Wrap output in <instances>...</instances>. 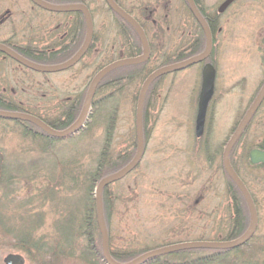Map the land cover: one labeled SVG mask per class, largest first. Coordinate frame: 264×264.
<instances>
[{
  "label": "rangeland",
  "instance_id": "rangeland-1",
  "mask_svg": "<svg viewBox=\"0 0 264 264\" xmlns=\"http://www.w3.org/2000/svg\"><path fill=\"white\" fill-rule=\"evenodd\" d=\"M44 1L54 6L85 2L93 12L95 45L77 65L56 73L31 70L0 56V94L20 107L0 102V111L28 110L53 121L75 97L81 103L102 68L140 54L142 46L105 0ZM119 1L144 25L150 59L104 78L84 131L52 143L38 142L22 123L0 118V162L6 167L0 183L4 225L0 226V264L9 254L23 256L26 264H104L91 254L84 234L87 201L95 198L90 188L101 145L112 123L117 146L136 139L142 86L151 73L175 60L182 30L192 23L184 0ZM200 1L213 15L226 0ZM235 1L215 29L210 62L217 73V103L207 116L211 140L207 132L198 144V155L195 125L204 64L167 74L148 91L145 155L131 174L108 186L111 202L104 207L110 252L123 263L171 245L224 241L232 230L236 207L229 189L234 191L220 161H209L212 137L226 139L231 134L264 82V0ZM18 5L15 0H0V12L7 6L23 13L24 31L16 38L22 46L44 48L65 31L56 28L57 23L74 16L47 11L31 0H18ZM8 30L0 31V39L11 37ZM18 54L43 67L60 66L67 58ZM263 143L264 104L236 153L244 158L246 151ZM241 160L235 164L253 191L259 222L253 238L229 253L223 264H264V172L248 171ZM194 251L185 257L188 261L215 253ZM183 259L171 256L169 262L178 264Z\"/></svg>",
  "mask_w": 264,
  "mask_h": 264
},
{
  "label": "water",
  "instance_id": "water-1",
  "mask_svg": "<svg viewBox=\"0 0 264 264\" xmlns=\"http://www.w3.org/2000/svg\"><path fill=\"white\" fill-rule=\"evenodd\" d=\"M31 1L35 5L47 11H51V12H56V13L81 12L85 16L86 23H87V35H86V40H85L84 45L82 46L80 51L71 60H69L68 62L60 66H55V67H43V66L34 64L28 61L27 59L23 58L16 52L2 45H0V52L12 58L19 64L27 67L28 69L35 70V71L42 72V73L61 72V71L67 70L73 67L74 65H76L79 62V60L87 53L91 45L92 34H93V24H92V20H91V16H90L88 8L83 4L72 5V6H54L43 0H31ZM105 1L107 5L109 6V8L116 15H118L122 20L127 22L135 30L142 44V49H143L142 55L139 57H135V58H127V59L117 61L116 63H113L112 65L101 70L94 77V79L92 80L89 86L87 96H86V99L83 105V109H82V112L78 120L70 128H68L65 131H61V132L55 131L51 129L49 126H47L45 123H43L41 120L37 119L36 117L28 115V114H24V113H8V112L0 111V118L33 124L39 127L42 131H44L45 133H47L53 138H58V139L65 138L70 135L76 134L78 131L84 128L85 124L87 123L89 119L92 100L95 96V93L97 91V88L100 82L107 75H109L111 72L117 69L128 67V66L141 65V64L148 62V60L150 59L151 51H150V46H149L147 36L145 32L143 31V29L140 27L137 21L133 17H131L128 13H126L114 0H105ZM234 2L235 0H226L218 10L219 14L225 13L226 10ZM187 3L190 6L193 15L195 16L196 20L199 22V24L201 25L205 33V39H206L205 50L201 55L196 56L190 60L160 68L156 70L154 73H152L147 78V80L144 82L142 86L140 97L138 100V105H137V113H136V132H137V141H138L137 155L135 159L126 168L104 178L98 184L97 189L95 191V198H96V204H97V220H98L99 229H100L101 238H102V254L107 264H123V263L116 261L110 252L109 232H108V228L106 226L105 217H104L103 193H104V190L108 186H110L111 184L115 182L121 181L128 174H130L141 161L142 154H143V141H144L143 112H144V105H145V100H146L148 91L151 85L157 79L167 74L184 70L188 67H191L193 65H196V64H199V63H202L208 60L213 50V36H212L209 26L207 25L205 19L202 17L200 12L196 8L193 0H187ZM215 80H216L215 67L212 64H206L202 71V87H201V92H200V97H199L198 115H197V120H196L197 137H202L203 132H204L207 110L209 107V103L214 95ZM263 100H264V87L261 90L255 102L253 103V105L251 106V108L248 110L244 119L240 123L234 136L229 142L226 148L225 154H224L225 171L227 175L229 176V178L233 181V183L239 189L240 193L242 194L243 198L246 201V204L250 212V226L248 230L245 232V234L239 237L238 239L231 240V241L188 242V243H181V244L163 247L160 249L146 252L140 255L139 257H137L136 259H134L133 261L126 263V264H147L149 261L154 260L156 258L174 254V253L183 252V251H189V250H201V249L215 250V251L234 250V249H237L247 244L249 240L255 235L257 226H258V218H257V211L255 208V204L245 184L242 182V180L239 178V176L233 169L230 163L229 157H230V153L233 147L239 140L243 131L248 126L252 117L255 115V113L259 109ZM251 161L253 164L264 163V152H261L258 150L252 151ZM4 264H26V261H25V258L21 255L9 254L5 257Z\"/></svg>",
  "mask_w": 264,
  "mask_h": 264
},
{
  "label": "flooded vegetation",
  "instance_id": "flooded-vegetation-1",
  "mask_svg": "<svg viewBox=\"0 0 264 264\" xmlns=\"http://www.w3.org/2000/svg\"><path fill=\"white\" fill-rule=\"evenodd\" d=\"M114 1L126 13H128L131 17H133L132 14L127 9H125L122 6V4L120 3L119 0H114ZM193 2L195 4L196 8L198 9V11L200 12V14L202 15V17L205 19L207 25L210 28L212 36H213V50H212V53H211L210 57L208 58V60L200 63V64H204V66H205L206 64H212L210 62V60L212 59V56H213V54L215 52V44H214L215 36H214V34H215V31H216L215 29L217 27V22L219 21V18L223 17L226 14L228 9L236 1L226 10L225 13L219 14L218 10L221 7V5L225 2L224 1L220 5V7L217 9V12L214 13L213 15H211V13H209L205 8H203L200 0H193ZM15 3H16V7L19 6L18 5V0H15ZM184 3H185V6H186V9L188 10V13H189V15H190V17L192 19V23H191V25H188V26L186 25L185 28L182 27L184 29V31L182 30V33H181L182 34L181 35V39L182 40L180 41V45H179V47H178V49L176 51V58H175V60L171 61L169 66L185 62V61L190 60V59H192V58H194L196 56L201 55L204 52L205 47H206V39H205V46H204L203 50L200 53H197V51H198L197 49H198V45H199L200 33L202 32L204 37H205V33H204L201 25L199 24V22L196 20L195 16L193 15L190 6L187 3V0H184ZM81 4L85 5L88 8V10H89V13H90V16H91V20H92V24H93V34H92L91 45H90L87 53L79 60V62L82 61L83 58H85V56L93 49V47L95 45L96 37H97L96 34H94L93 12L91 11V9H89V6L85 2H82ZM68 14H73L74 16H70V17L64 18L63 21H61L60 23H57V25H56V28L59 27L58 29H60L61 26L64 27L63 29L65 31H63L62 33H59V35L57 37H54V39L51 38L50 39L51 42L48 43L47 45H45L44 48L32 47L31 45L22 46V45L17 43L16 38L17 37L19 38L20 33L22 34L23 31H24V28H23V19H24L23 18V13L21 11H19V10L18 11H14L11 7H7L6 6L5 9L0 12V31H3L4 29H7V28L10 29L8 31L11 32V37L10 38H6V39H0V40H2L0 45L9 48L10 50L16 52L17 54H18V52L29 53V54H33L34 56L39 57V58L40 57H46V58L50 59V58H58V57L66 56L67 57L66 61H65V63H66L69 60H71L80 51V49L82 48V46L85 43L86 35H87V23H86L85 16L81 12H71V13H68ZM135 20L137 21V23L140 25V27L143 29V31L145 32V34L147 36V32H146V29L144 28V25H142V23H140L137 19H135ZM122 21L129 27V29L138 38L135 30L127 22H125L124 20H122ZM67 26H69V27H67ZM82 26H83V28H82ZM63 29H61V30H63ZM28 30H29V32L32 33V31L34 30V27L30 25ZM50 31L53 32V30H50ZM49 33L50 32H48L47 35L48 36H52V34L49 35ZM147 39H148V37H147ZM138 40H139V38H138ZM142 51H141L140 54H138L136 56H131L129 58H135V57L141 56L142 55ZM0 56L4 57V58L7 57V55H5V54H3L1 52H0ZM125 59H127V58H125ZM121 60H123V59H121ZM148 62H149V60H148ZM148 62H146V63H148ZM204 66H203V68H204ZM216 79H217V73H216ZM103 81H104V79L100 82L98 88H100V86L103 84ZM216 82L217 81L215 80L214 95H213V97H212V99H211V101L209 103V107H208L207 115H206L204 132H203L202 137H197L196 125H195V135H196V151L194 152L195 155H198V152H199L198 144L201 143L203 137L205 136V134L207 132H208V138H210V140H211V137H210L211 133L209 132V130L207 131V129H208L207 128V116H208V112H209V109L211 108V106H214V109H215V106H216V103H217L216 94H217V91H218V87H217ZM263 87H264V82L261 85V87H259L257 95L255 96V98L252 101V103L250 104V106H248V108H247L245 114L243 115L242 119L232 129L231 134L228 135V137H226V139H219V140L217 139V137H218L217 135H213V137H212L213 138L212 139L213 147H212V145H209L210 148L212 147V149H211L212 151H211V153L208 156L210 163L213 164V163H215L217 161H220L221 168L224 171L226 177L229 179V181L231 179L227 175V173L225 171V168H224V154H225L226 148H227L229 142L231 141L232 137L234 136L236 130L238 129L240 123L242 122V120L244 119L245 115L247 114L248 110L251 108V106L253 105V103L255 102L257 97L259 96V94H260L261 90L263 89ZM98 88H97V90H98ZM86 96H87V94H86ZM199 97H200V94H199ZM67 99L69 101L71 100V98H67ZM146 99H147V97H146ZM79 100L80 99L78 97H75L74 101H72L71 104L68 107L64 108V110L61 113V116L56 118L53 121L48 120L47 118L39 115L38 113L31 112V111H28V110H25L26 113H24V114H28V115L36 117L37 119L41 120L43 123H45L47 126H49L51 129H53L55 131H59V132L65 131L68 128H70L78 120V118H79V116L81 114V112H80L78 117L71 122V120H72V119H70L71 115L76 110H78V108H79V103H80ZM0 102H2L5 105H8V107L20 108L16 104L7 101L6 97L3 96L2 94H0ZM263 104H264V100L261 103V105H260L259 109L257 110V112L255 113V115L252 117V119L249 122V124L246 127V129L243 131V133L240 136L239 140L237 141V143L233 147V149H232V151L230 153V157H229L230 163H231L233 169L235 170L237 175L240 177L242 182L245 184L247 190L249 191V193H250V195H251V197L253 199V202H254L255 207H256L257 214H258V206H257V202L255 201V199L253 197V195H254L253 191L250 188V186L248 185V183H247L246 179L244 178V176L240 175V173H239V171H238V169L236 167V164H235L236 162L235 161L238 158L239 159L241 158L246 163L245 167H246V169L248 171L261 170L262 172H264V163L253 164L252 161H251V152L254 151V150H258V151L264 152V143H263V145L254 147L250 151H246V154L244 155V158L242 157V155H241V157H238V154L236 153L237 149L239 148V146L241 144H243V141H245L247 132L251 128V126L253 124V121L256 118V116L259 113V111L261 110ZM198 105H199V101H198ZM82 108H83V106H82ZM197 115H198V113H197ZM196 120H197V117H196ZM26 124H29V123H22V126H24L25 128H28L29 129L28 132L32 133V136L36 140H38V142L40 141V142H47L48 143V142L51 141L50 143H52V141L60 140V139H66L68 137L73 136V135H70L68 137L59 138V139L58 138H53L50 135H48L47 133H45L44 131H42L39 127H37V126H35L33 124H29V125H26ZM108 127L109 128H108V131H107V134H106V138L103 141V144L101 145V148H100V153L98 154V158H99L98 159V163L109 162V163H112V164H125L122 168L118 169L117 172H119V171L123 170L124 168H126L135 159V157L137 155V152H138L137 132H136V139L132 140V142L126 143V144L124 143L122 146H117V144H115L116 143L115 140H113L114 126L112 124H110ZM85 129L86 128H83L79 132H82ZM143 138H144V141H143V154H142L141 161H142V159H143V157L145 155L146 148H147L145 105H144V112H143ZM141 161L139 162V164L141 163ZM138 165L136 166V168L138 167ZM230 190L231 189H229V191ZM258 222H259V219H258Z\"/></svg>",
  "mask_w": 264,
  "mask_h": 264
},
{
  "label": "trees",
  "instance_id": "trees-1",
  "mask_svg": "<svg viewBox=\"0 0 264 264\" xmlns=\"http://www.w3.org/2000/svg\"><path fill=\"white\" fill-rule=\"evenodd\" d=\"M82 28H83V26H82ZM204 46H205V37L201 32L200 37H199V45H198L197 53H200L203 50ZM113 81H115V80H113ZM84 96L86 97V95H84ZM84 99L85 98H83L81 100V103H79L78 110H76L71 115V117H70V119H72L71 122L73 120H75L78 117V115L80 114V112L82 110V106H83L82 103H83ZM112 125L114 126L113 123H112ZM1 164H2V162H0V183H2L1 178L4 177L3 173H4V171H6V167L1 165ZM124 165L125 164H112L109 162L98 163L97 169H96L95 174L92 178L93 184L90 188V192L94 193L96 191L98 184L104 178L116 173L118 171V169L122 168ZM230 182L232 183V187H233V191H234V192H232V190H230V193H231V197L233 198L234 205L236 207V217L234 219L232 230L229 234V237L227 238V240H224V241H231V240L238 239L239 237H241L242 235L245 234V232L248 230L247 227H249V224H250L249 210H248V206L246 204V201L243 198L240 191L238 190V188L236 187V185L231 180H230ZM107 194H108V188H106L104 190V193H103V205H104V207L106 206L107 203L111 202V200L109 199ZM0 223H1L0 226L4 227L3 222H0ZM85 225L86 226H85V231H84L85 233L84 234L88 238L89 250L91 251V254L94 255L95 257H97L98 259L100 258L104 264H107L104 257H103V254H102V238H101V233H100L99 224H98V220H97L96 198H94V197L90 198L87 201ZM239 248H237L236 250L234 249V250L237 251V250H239ZM232 251L233 250L214 251L215 253H213L212 255H205L204 257H202L199 260L188 261L185 257H187L189 254H192L191 252H195L194 250H189V251H183V252H179V253L166 255V256H163L162 258L159 257V258H156L154 260L149 261L147 264H173V263L169 262L171 256H180V257L184 258L178 264H215L217 262L223 264L226 260L227 255L229 253H231ZM113 257L115 258L116 261L123 263L122 258L116 257L114 255H113ZM232 262H234V261H232ZM123 264H126V263H123Z\"/></svg>",
  "mask_w": 264,
  "mask_h": 264
}]
</instances>
